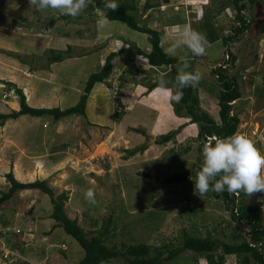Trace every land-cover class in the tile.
<instances>
[{
  "label": "rangeland",
  "instance_id": "rangeland-1",
  "mask_svg": "<svg viewBox=\"0 0 264 264\" xmlns=\"http://www.w3.org/2000/svg\"><path fill=\"white\" fill-rule=\"evenodd\" d=\"M149 1L156 8L145 9V0H139L138 19L140 24L165 34L164 50L174 43L178 28L185 24L201 32L206 16L216 23L230 25L228 14L232 12L216 15L214 10L220 5L213 0ZM152 11L156 14L151 15ZM247 14L255 23L240 41L230 46L237 58L230 75L238 77L243 94L235 105L241 121L238 132L249 136L264 153V34L260 32L264 4L252 6ZM66 16L51 8L37 11L29 0H0V80L23 89L31 107L67 109L77 105L89 76L100 71L109 54L126 48L117 40L131 41L150 51L148 36L123 23L107 21L98 27L97 21L103 15L89 5L72 19L62 18ZM84 16L87 19H82ZM228 29L224 35L229 34ZM68 46L76 57L53 64L48 69L53 67V74L47 69H32L46 65L50 50L65 52ZM225 55L222 41H218L207 47L203 59L194 63L193 72L198 70L202 75L194 88L210 114L217 109L218 94L212 70ZM126 56L132 62L127 63ZM126 56L112 61L113 70L106 85L95 86L88 100L87 119L73 116L55 123L51 118L23 116L0 127V197L9 190L5 176L11 171L21 183L47 181L56 196L68 194L67 214L78 219L85 229H100L103 220L112 215L113 241L119 248L132 240L157 247L164 240L178 244L183 230L198 237L216 231V237L222 241L241 242L249 228L232 220L222 199L198 195L194 177L181 184L166 183L169 176L194 170L199 157V128L190 119L175 116L169 98L148 92L147 86L156 81L158 72L144 58L132 53ZM171 56L193 62L187 47L177 49ZM172 83L170 80L167 86L173 88ZM42 98L48 99L46 104L41 103ZM19 108L15 92L0 85V113L9 114ZM182 124L187 127L174 141L178 144L175 154L170 153L168 145H156L161 135ZM134 129H143L145 135ZM144 144V153L126 158V151ZM184 147L191 149L185 152ZM89 189L96 193L94 205L85 198ZM248 199L253 204L260 201L264 218V192ZM52 208L49 197L37 190L19 192L0 207V234L4 236L0 238V264H15L23 259L22 252L31 264H76L84 256L79 244L62 228L50 232L56 224L50 219ZM150 213H157L158 217L149 220ZM13 233L19 235L16 243L22 252L12 250ZM62 241L70 251L81 252L80 258L68 260ZM194 259V254L186 252L176 264H194ZM203 261L201 258L200 264H205ZM230 261L227 264H233Z\"/></svg>",
  "mask_w": 264,
  "mask_h": 264
},
{
  "label": "trees",
  "instance_id": "trees-1",
  "mask_svg": "<svg viewBox=\"0 0 264 264\" xmlns=\"http://www.w3.org/2000/svg\"><path fill=\"white\" fill-rule=\"evenodd\" d=\"M169 3L170 0H165ZM106 0H92L89 4L91 10L100 11L103 17H107L108 22H120L125 24L133 31L147 35L149 38L150 51H145L138 47L131 41L117 40L126 45V48L109 54L105 59L104 66L100 71L91 74L85 83L83 94L80 96V101L77 105L61 109L56 108H34L27 102V97L23 89L18 88L15 84L0 80V85H4L9 91H14L19 98V110L12 111L9 114L0 113V127H4L9 120L16 121L23 116H30L33 118H51L55 123H58L66 118L79 116L87 119V106L88 100L97 84H105L109 80L112 74V61L119 56H126L127 54H135L137 57L144 58L148 65L158 73L156 74V81L148 85V92L154 91L161 78L168 82L174 81L173 89L176 88V76L178 70L183 66L182 60L178 56H171L166 54L162 46V33L154 30L148 26L142 25L138 19L139 13V0H115L119 4V8L116 11L105 9ZM213 3H219L220 6L215 8L216 15L226 12L227 10L232 12L228 14L230 19V25H224L216 23L206 16L205 22L202 25L201 33L205 34L210 45L215 42L222 41L225 53L228 58H223L219 67L212 70V75L216 79L218 84L217 109L214 114H210L206 111L200 98L198 96V90L194 87L184 88L183 99L179 102H171L173 106V112L178 118H188L191 123L198 125L199 131L196 138L199 141L197 147V153L199 154L198 163L194 165V170L189 174H175L166 178L167 184H181L188 182L192 177L196 179L197 171L202 168L203 164V145L206 141L213 137L226 138L232 136L238 132L240 124V118L235 113V105L242 99L243 94L238 82L237 76H231L230 70L234 67L237 60L236 56L231 52V45L240 41V38L252 29L255 23L254 19L248 16V11L252 6L258 3L264 4V0H213ZM145 9H154L156 6H151L149 0H145ZM211 12V11H210ZM65 19H72L71 16L62 17ZM61 18V19H62ZM87 19V17H82ZM229 28V29H228ZM229 31V34L224 35L225 31ZM261 34H264V19L262 21ZM46 65L33 66L35 69H49L53 64H60L68 59L76 57L73 49L68 46L65 52L56 53L54 50L49 51ZM17 58V57H15ZM193 62L186 71L193 72L194 63L203 59L202 56H194ZM20 63L27 65L25 60L19 59ZM34 61V59H33ZM32 61V62H33ZM125 61L127 63L132 62V58L126 56ZM49 67V68H48ZM144 73V72H143ZM163 76V77H162ZM187 124H182L178 129L163 134L156 141V145L170 147V153L175 154L177 149L176 140L180 135L183 128H186ZM134 132L145 135L143 129H134ZM185 152H189L191 147L182 148ZM147 150V146L141 145L133 150L126 151V158L133 157L137 154H142ZM144 176V175H143ZM9 183V190L2 193L0 197V207L5 203L10 202L16 196L17 193L23 191H40L42 194L47 195L52 203V214L50 219L56 222L53 226L51 233L56 229L62 228L65 234L73 238L84 251V256H81V252L77 250H71L66 245V242L62 241L67 248L68 260H76V264H104L114 262H121L122 264H176L182 258V255L186 252L194 254V264H200L201 258L204 259L205 264H227L228 260H231L233 264H264V218L262 204L251 203L248 196L243 192L236 194L229 193L227 189L223 192L217 193L209 191L206 195H211L214 198L223 200L226 209L231 212V218L236 223H243L249 231L246 232V238L241 242L228 243L220 240L216 237L212 231L207 233V236L198 237L192 235L186 230H183V236L180 237L178 244L168 242L164 240L160 246H153L146 242H132L122 243L119 248L114 244V221L113 216L110 215L103 220L100 229L87 230L81 226L78 219H72L68 216L66 211V204L69 201L67 193L56 196L55 191L48 185L47 181L36 180L32 183L19 182L13 172H9L5 176ZM195 184V183H194ZM195 186V185H194ZM197 194L200 193L197 191ZM191 201L192 199L189 198ZM189 207V206H188ZM188 211L195 213V210L188 208ZM150 218L158 217L157 213H150ZM144 219L142 220V222ZM114 226V227H113ZM49 232V233H50ZM16 233H20L16 232ZM13 233L12 250L21 251L17 246L16 240L19 235ZM130 236V234H129ZM0 238H4L3 234H0ZM4 240V239H3ZM179 240V239H175ZM6 242V241H5ZM9 244V241L7 240ZM69 249V250H68ZM11 251V250H10ZM70 251V252H69ZM13 252V251H12ZM22 252V251H21ZM19 253V252H18ZM26 254L22 252V258L17 260L15 264H31V261L25 258ZM234 259V260H233ZM78 261V262H77ZM235 262V263H234ZM75 264V263H74Z\"/></svg>",
  "mask_w": 264,
  "mask_h": 264
},
{
  "label": "clouds",
  "instance_id": "clouds-1",
  "mask_svg": "<svg viewBox=\"0 0 264 264\" xmlns=\"http://www.w3.org/2000/svg\"><path fill=\"white\" fill-rule=\"evenodd\" d=\"M91 3L92 0H29L30 6L37 11L51 8L71 17L80 15ZM104 7L116 11L119 4L115 0H106ZM106 23V16L97 21L98 27H103ZM209 46L210 42L205 34L194 30L190 24H185L178 28L177 38L165 52L174 55L177 49L187 47L194 56H202ZM181 60L183 66L179 68L176 76V88H169L167 81L161 78L154 89L161 96L176 103L183 99L184 88L195 87L202 79L198 70L186 71L190 65L183 57ZM221 65L223 64H218L217 67ZM4 98H7V94ZM202 155L203 166L197 171L194 180L195 191L201 196L209 191L220 193L225 189L229 193L243 192L247 196L264 192V153L246 134L236 132L226 138L213 137L204 143ZM85 198L94 205L95 190L89 189Z\"/></svg>",
  "mask_w": 264,
  "mask_h": 264
},
{
  "label": "crops",
  "instance_id": "crops-1",
  "mask_svg": "<svg viewBox=\"0 0 264 264\" xmlns=\"http://www.w3.org/2000/svg\"><path fill=\"white\" fill-rule=\"evenodd\" d=\"M151 10H153V9H151ZM152 14L151 15H154V14H156V12H154V11H152L151 12ZM153 20V19H152ZM154 22V21H153ZM172 28H178V26H171ZM165 35V34H164ZM164 35H162V40H163V36ZM147 51H149V48H148V50ZM72 59H68L67 61H71ZM66 61V62H67ZM64 63V62H63ZM63 63H60V64H63ZM51 67V66H50ZM53 68V67H52ZM52 68H51V71H49L50 70V68H49V70H47V72L49 73V74H53L54 73V71L52 70ZM55 68V67H54ZM55 72H56V70H55ZM27 101H28V104H30V100H29V98L27 99ZM41 103H43V104H46L47 102L46 101H48V99L47 98H42L41 100ZM36 104H37V102H36ZM14 106H15V104H14ZM18 105L16 104V107H17ZM44 108V107H43ZM46 108V107H45Z\"/></svg>",
  "mask_w": 264,
  "mask_h": 264
},
{
  "label": "water",
  "instance_id": "water-1",
  "mask_svg": "<svg viewBox=\"0 0 264 264\" xmlns=\"http://www.w3.org/2000/svg\"><path fill=\"white\" fill-rule=\"evenodd\" d=\"M150 141H151V139H150Z\"/></svg>",
  "mask_w": 264,
  "mask_h": 264
}]
</instances>
